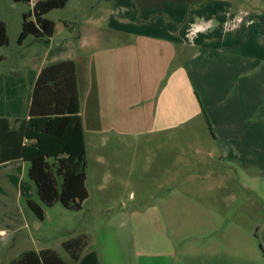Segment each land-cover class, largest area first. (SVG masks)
<instances>
[{
	"label": "crops",
	"instance_id": "0c3cea01",
	"mask_svg": "<svg viewBox=\"0 0 264 264\" xmlns=\"http://www.w3.org/2000/svg\"><path fill=\"white\" fill-rule=\"evenodd\" d=\"M112 2L105 21L90 19L91 32H79L87 52L53 51L56 22L50 39L33 36L35 43L48 42V50L32 65L15 62L0 73V116L10 115L15 127L24 118L17 120L23 96L4 98L11 90L6 76L26 80L28 111L34 105L36 112L66 114L77 92L86 149L89 133L97 134L103 174L133 176L134 163L117 156L116 137L144 134L149 155L139 161L146 179L160 181L163 191L161 206L151 209L191 214L192 227L208 230L207 239L194 235L191 253L182 256L165 235L138 237L133 247L131 237L117 234L88 244L83 255L96 251L101 264H250L256 255L263 261L264 222L254 227L258 247L248 218L218 216L215 209L217 203L230 207L219 198L221 183L234 175L243 186L240 195L264 202V0ZM3 47L0 61L6 60ZM20 84L15 80L13 89ZM21 163L5 162L0 171L13 169L8 177ZM22 165L21 178L29 170L28 162Z\"/></svg>",
	"mask_w": 264,
	"mask_h": 264
},
{
	"label": "rangeland",
	"instance_id": "374dc122",
	"mask_svg": "<svg viewBox=\"0 0 264 264\" xmlns=\"http://www.w3.org/2000/svg\"><path fill=\"white\" fill-rule=\"evenodd\" d=\"M35 1L32 0V3ZM97 2L98 0H70L64 8L54 9L46 15L58 24V32L52 44L53 51L59 46H67L73 55L90 50L79 40V32H91L90 25L95 24L90 19H99L98 22L105 21L106 12H111L113 4L112 0ZM32 8L33 4L29 5L15 0H0V19L5 20L9 35V45L1 50L6 60L0 61V73L11 71L15 62L32 65L43 59L41 52L48 50V42L35 43L33 36H30L23 44L19 42L23 28V14ZM67 36L72 38L65 40ZM110 136V134H105V139ZM88 138L86 185L89 197L84 201L81 210L68 209L61 202L48 206L41 201L34 188L32 199L44 211V218L40 219L29 207L27 199L19 193L6 176V173L13 169L6 168L0 171V185L4 189V192L0 193V264L9 263L25 251L42 249L56 250L68 264H81L80 261L70 257L63 243L83 235L87 236L90 245L106 235L114 237L113 235L117 234L126 238L131 237L133 247L134 240L138 237L157 240L165 235L173 241L177 254L181 256L185 251L191 253L194 235L198 236L200 233L201 237L207 239V229L192 227L191 214L163 213L151 209L153 205L161 206L163 191L158 188L160 181L146 179L148 175L140 164L139 160L142 161L149 155L144 148L146 139L144 134L136 136L121 134L116 137L119 144L116 150L118 158L134 163L133 176L125 180L113 179L110 170L103 174L105 172H102L97 164L99 160L97 156L99 154L97 153L98 136L95 133H89ZM27 176L26 167L23 178ZM191 183L185 182L190 187ZM221 184L223 190L220 192L225 190V193L224 197L220 196L219 199L224 198L225 200L226 198L230 207L225 209L222 203H217L216 215L228 213L233 219L240 215L248 218L246 227L249 236L255 240L252 239L255 246L260 247L255 234L257 228L254 227L255 224L264 222V202L255 194H249L246 197L240 195L243 186L236 175L232 180ZM260 187L264 191L263 186ZM234 193H237V196H234ZM122 210L126 211L127 217L120 216L119 213ZM161 231L164 233L162 234ZM88 244L83 252L88 251L90 247ZM181 244H184V251H182ZM253 258L255 262H249L250 264H264V258L263 261L257 255Z\"/></svg>",
	"mask_w": 264,
	"mask_h": 264
},
{
	"label": "trees",
	"instance_id": "16d2710c",
	"mask_svg": "<svg viewBox=\"0 0 264 264\" xmlns=\"http://www.w3.org/2000/svg\"><path fill=\"white\" fill-rule=\"evenodd\" d=\"M33 8L23 14V28L19 42L29 37L50 39L55 32V22L46 17L54 9L64 8L69 0H15ZM9 44L8 27L0 20V48ZM7 87L11 90L5 93L7 102L15 95L23 96L18 106L17 120L23 118L20 124L12 126L10 115L0 116V166L5 162L21 161L29 163L28 179L21 178L22 163L15 167V172L8 174L10 182L19 189L27 199L29 207L40 218H44L42 207L32 199L34 188L42 202L53 206L61 202L66 208L81 210L84 201L89 197L87 189V149L84 138L78 93L72 94V105L69 112H36L34 105L27 110L26 80L6 76ZM21 82L18 89H13V82ZM3 98V102L5 99ZM29 115V118H26ZM4 192L0 185V193ZM88 244L87 236L70 239L63 243L64 248L73 260L81 264H101L96 251L83 255ZM7 264H68L65 259L53 249L40 251L28 250L20 257Z\"/></svg>",
	"mask_w": 264,
	"mask_h": 264
}]
</instances>
